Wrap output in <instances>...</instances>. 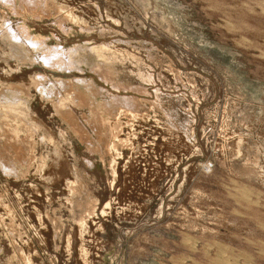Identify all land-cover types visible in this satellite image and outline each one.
I'll return each mask as SVG.
<instances>
[{
  "label": "rangeland",
  "instance_id": "rangeland-1",
  "mask_svg": "<svg viewBox=\"0 0 264 264\" xmlns=\"http://www.w3.org/2000/svg\"><path fill=\"white\" fill-rule=\"evenodd\" d=\"M0 264H264V0H0Z\"/></svg>",
  "mask_w": 264,
  "mask_h": 264
}]
</instances>
